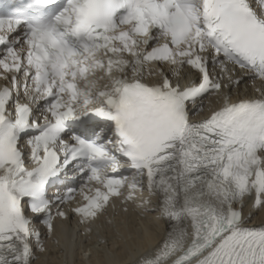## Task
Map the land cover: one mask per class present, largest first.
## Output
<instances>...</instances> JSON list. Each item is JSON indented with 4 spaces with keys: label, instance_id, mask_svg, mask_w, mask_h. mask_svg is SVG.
<instances>
[{
    "label": "snow or ice",
    "instance_id": "6c2138e0",
    "mask_svg": "<svg viewBox=\"0 0 264 264\" xmlns=\"http://www.w3.org/2000/svg\"><path fill=\"white\" fill-rule=\"evenodd\" d=\"M0 79V264L153 195L136 264H264V0H3Z\"/></svg>",
    "mask_w": 264,
    "mask_h": 264
},
{
    "label": "bare ground",
    "instance_id": "6f19581e",
    "mask_svg": "<svg viewBox=\"0 0 264 264\" xmlns=\"http://www.w3.org/2000/svg\"><path fill=\"white\" fill-rule=\"evenodd\" d=\"M203 113H210L207 104ZM151 200L152 204L147 208L130 203L127 211L118 201V213L107 212V224L102 220L103 229L99 232L94 229L89 233L85 225L70 235L65 229L60 230L66 223L58 222L56 238L47 240L48 251L38 253L35 264H136L162 243L168 230L167 221L160 218L158 212L150 210L156 206L158 196L153 195ZM249 212L250 224H264V209L253 207L251 200L244 208L245 215Z\"/></svg>",
    "mask_w": 264,
    "mask_h": 264
},
{
    "label": "rangeland",
    "instance_id": "374dc122",
    "mask_svg": "<svg viewBox=\"0 0 264 264\" xmlns=\"http://www.w3.org/2000/svg\"><path fill=\"white\" fill-rule=\"evenodd\" d=\"M44 260H46V259H44ZM48 260H46V262H47Z\"/></svg>",
    "mask_w": 264,
    "mask_h": 264
}]
</instances>
